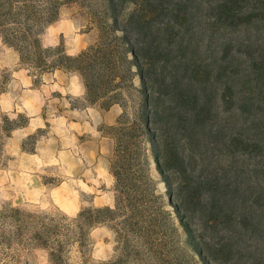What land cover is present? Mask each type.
Wrapping results in <instances>:
<instances>
[{
    "label": "trees",
    "instance_id": "trees-1",
    "mask_svg": "<svg viewBox=\"0 0 264 264\" xmlns=\"http://www.w3.org/2000/svg\"><path fill=\"white\" fill-rule=\"evenodd\" d=\"M8 1L7 11L0 7V33L19 51L24 66L39 74L57 69L78 73L85 94L77 100L84 106L124 107L110 127L115 152L109 167L116 177L117 207L84 209L77 217L84 222L79 229L105 222L122 208H144L150 189L149 198H156L152 166L168 195L173 194L161 161L170 147L169 130L181 136L185 128H198V145L210 153L200 152L202 168L198 179L188 181L190 191L198 197L207 228L224 232L219 251L228 259L240 255L242 264L251 255L258 264L264 258V0H98L90 11L99 36L77 55L67 54L61 45H43L51 20L44 12L27 1L19 6ZM135 77L140 90L134 89ZM135 91L141 102L130 111L125 102ZM22 118L5 117L6 131L27 126L29 117L23 123ZM32 141L35 134L23 144ZM225 156L231 160L224 162ZM180 209L176 213L181 217ZM180 219L189 244L209 264ZM52 233L51 226H44L33 237L42 243ZM250 239L253 246L247 244ZM60 252L54 249L52 256Z\"/></svg>",
    "mask_w": 264,
    "mask_h": 264
},
{
    "label": "rangeland",
    "instance_id": "rangeland-1",
    "mask_svg": "<svg viewBox=\"0 0 264 264\" xmlns=\"http://www.w3.org/2000/svg\"><path fill=\"white\" fill-rule=\"evenodd\" d=\"M12 1L14 6L27 1L51 18L41 37L45 47L61 45L67 54L77 55L99 36L90 11L98 0ZM8 4L0 0L5 11ZM133 82L134 89L140 90L139 79ZM84 94L81 75L60 69L34 72L22 64L19 51L6 44L0 33V264H204L189 244L180 218L200 242L209 264H242L240 255L228 259L219 251L224 232L207 228L198 197L190 191L188 181L198 179L202 168L200 152L210 153L198 145V128H185L181 136L169 130L170 147L161 161L173 194L168 195L162 176L152 166L156 198H149L150 189L144 208L134 212L122 208L105 222L79 229L84 222L77 217L84 209L117 207L116 177L109 167L115 152L110 127L124 112L120 103L108 110L84 106L77 100ZM135 94L125 102L130 111L141 102L139 92ZM19 115L29 117V124L7 132L5 117ZM30 134L36 135V142L24 145ZM145 145L151 147L148 142ZM221 159L228 162L231 157ZM44 226H51L53 233L39 243L33 235ZM54 249L61 250L58 257L52 256ZM258 262L264 264V258ZM255 263L250 255L247 264Z\"/></svg>",
    "mask_w": 264,
    "mask_h": 264
},
{
    "label": "crops",
    "instance_id": "crops-1",
    "mask_svg": "<svg viewBox=\"0 0 264 264\" xmlns=\"http://www.w3.org/2000/svg\"><path fill=\"white\" fill-rule=\"evenodd\" d=\"M73 124H75V127H76L78 123L73 121ZM79 125H80V129L82 130V128H83L82 124H79Z\"/></svg>",
    "mask_w": 264,
    "mask_h": 264
}]
</instances>
